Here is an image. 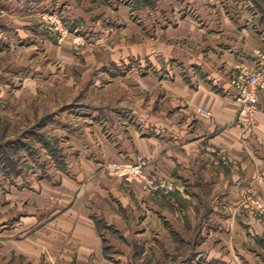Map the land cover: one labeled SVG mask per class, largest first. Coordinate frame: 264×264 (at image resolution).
<instances>
[{
    "label": "crops",
    "instance_id": "0c3cea01",
    "mask_svg": "<svg viewBox=\"0 0 264 264\" xmlns=\"http://www.w3.org/2000/svg\"><path fill=\"white\" fill-rule=\"evenodd\" d=\"M263 21L238 23L225 15L204 29L189 18L167 28L191 42L194 58L188 46L177 57L199 72L190 81L133 72L139 98L125 97L126 108L115 105L112 120L95 111L87 128L94 138L67 161L77 172L66 179L63 199L70 200L41 246L69 264H162L167 256L175 264H264V221L240 207L246 187L264 195V94L253 127L245 129L236 123L239 104L230 83L237 66L264 51ZM200 105L212 115L198 113ZM138 152L150 158L148 170L175 183L171 194L158 198L102 168L104 160H133ZM220 152L230 164L221 163ZM187 247L191 253L183 256Z\"/></svg>",
    "mask_w": 264,
    "mask_h": 264
},
{
    "label": "rangeland",
    "instance_id": "374dc122",
    "mask_svg": "<svg viewBox=\"0 0 264 264\" xmlns=\"http://www.w3.org/2000/svg\"><path fill=\"white\" fill-rule=\"evenodd\" d=\"M225 15L259 24L264 0H0V264H69L41 241L53 236L47 227L60 222L59 208L70 200L63 191L77 172L67 161L94 138L87 129L94 125L92 115L111 116L115 105L139 98L133 72L182 74L190 81L199 71L177 51L188 46L194 58L195 48L167 28L189 18L204 29ZM255 60L240 65L252 67ZM201 106L210 110L200 105L198 113L212 115L201 113ZM254 120L241 127L252 128ZM220 153L221 163L230 164ZM139 154L149 167L150 158L138 152L135 159ZM112 160L101 162L102 168L116 176L106 166ZM240 207L264 221V195L255 187L244 189ZM190 253L187 247L182 255ZM167 259L162 264H175L173 256Z\"/></svg>",
    "mask_w": 264,
    "mask_h": 264
},
{
    "label": "built area",
    "instance_id": "2783aa9c",
    "mask_svg": "<svg viewBox=\"0 0 264 264\" xmlns=\"http://www.w3.org/2000/svg\"><path fill=\"white\" fill-rule=\"evenodd\" d=\"M230 83L237 91L236 100L239 104V110L236 121L239 125L248 127L253 123L258 110L260 94H264V52L258 51L252 67L239 65L231 75ZM198 110L203 114H212L211 110L202 106ZM222 159L223 162H228L225 154H223ZM148 164V159L139 154L134 160H112L106 166L111 174L121 177L127 182H139L146 192L153 195H169L175 190L174 182L149 172L147 170ZM262 206V203L258 204L259 209Z\"/></svg>",
    "mask_w": 264,
    "mask_h": 264
}]
</instances>
